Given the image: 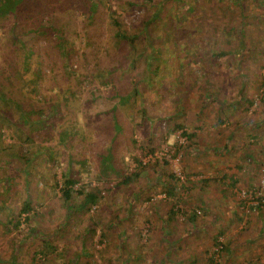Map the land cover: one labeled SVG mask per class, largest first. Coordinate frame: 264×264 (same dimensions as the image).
Here are the masks:
<instances>
[{
  "label": "rangeland",
  "instance_id": "rangeland-1",
  "mask_svg": "<svg viewBox=\"0 0 264 264\" xmlns=\"http://www.w3.org/2000/svg\"><path fill=\"white\" fill-rule=\"evenodd\" d=\"M48 1L58 20H71L67 55L54 39L42 40L23 78L35 83L23 92L35 103L46 97L42 104L52 114L32 138L52 146L56 163L34 145L32 160L17 165L5 155L11 132L1 127L0 264H203L211 256L215 263L264 264V209H256L264 199V0H105L110 10L99 5L91 22L82 14L88 13L85 0ZM157 7L161 14L139 34ZM112 20L138 41L151 35L153 48L163 50L158 69L145 62L127 68L129 51L113 45ZM241 21L243 47L237 49L231 30ZM40 48L44 74L37 79ZM224 49L228 54L218 56ZM134 82L138 93L117 107L123 129L111 140L115 168L131 180L121 183L115 172L99 180L101 157L115 134L112 84L123 94ZM67 87L79 90L68 106L61 104ZM68 127L77 134L60 142ZM64 173L77 180L75 189H101L88 212L67 209L71 201L59 190ZM169 185H175L171 195ZM26 198L32 210L20 213ZM25 217L41 229L37 236H28ZM219 229V241L232 245L228 256L212 243ZM44 232L55 251L28 262Z\"/></svg>",
  "mask_w": 264,
  "mask_h": 264
},
{
  "label": "trees",
  "instance_id": "trees-1",
  "mask_svg": "<svg viewBox=\"0 0 264 264\" xmlns=\"http://www.w3.org/2000/svg\"><path fill=\"white\" fill-rule=\"evenodd\" d=\"M55 1H53V4H55ZM85 1L89 2L88 13L82 14L85 15L87 19H89V22L92 21L93 15L97 12L99 5L110 10V7L107 5L105 0ZM173 1L179 2L178 0ZM233 1L235 4H238V0ZM48 4H50V2H47V0H0V129L2 126H6L7 130L11 132L10 137L12 138V141L5 144V155L9 156L15 161V163H17V165L19 164L20 166L25 165L32 160L33 154L31 153V147L34 145L41 147L49 160H52L56 163L53 150L50 148L52 146L48 147L42 145V143L36 142L32 138V135L35 131L38 132L39 129L46 127L47 121L51 116L50 114H52L51 111H49L50 113L45 111L46 107H44V104H42L46 97L45 95H43L44 97L41 96V104L35 103L36 101L34 99H31L25 95V91L23 92V87L25 85L27 86L30 83H35V79H32V81H27L23 78L29 71L32 56L37 53L38 47L40 46L39 43L42 40L49 41L54 39L55 43L53 45L60 49L63 54L67 55L65 47L68 44V39L66 36L69 34L68 31H70L67 27H69L71 24V20L68 19L64 22L58 20L56 18L55 11L53 8L49 7ZM160 14L161 10L159 7H157L156 10L150 15L148 21L144 23L141 33L139 32V34L148 32L146 27H148L149 24H153ZM177 19L172 21L173 24L171 23V26H173L176 22L182 24V22L185 20L184 17ZM111 23L114 25V33L112 36L115 41L113 45L116 47H126V49L129 51V63L127 64V68L131 69L140 62H145L147 64L146 68H148V66L151 64H155L156 69H158L160 63L162 62L160 58L162 49L160 47L153 48L151 45L152 40L150 34H147L144 43V41L136 40L138 39V35H130L124 30L117 29L118 24L116 21L112 20ZM243 26L244 22L241 21L235 28H232L231 30L238 40L237 49L240 46L243 47V45H241V39L244 36ZM192 36L193 34L189 35L190 38ZM167 41H172L175 43L172 33L167 34ZM3 47L6 49V51H3ZM41 51L44 52V55L46 53L43 48L39 52L40 56L38 57V68L36 72H34L37 79L40 78V75L44 74V71L41 70L40 67L42 61L44 60V56L41 54ZM228 52L229 51L227 49H224L218 53V56H225L228 54ZM145 74H147V70H145ZM20 81L24 82L20 84ZM109 84H111V81H109ZM135 84V82L132 83L131 86L133 87L128 92L123 94L118 92L120 91L119 88L112 84V96L118 99V103H113L110 109L112 113L111 118L113 119V129L115 134L109 140V147L107 148L105 155H102L101 157L99 171L96 175L97 179L99 180L108 178L109 175L114 172L119 173L121 178H123L121 183L131 180V177H124L125 170L123 171V169H119L117 167L115 168L113 163V147H111V140L115 137L116 133L121 132L123 129L116 113L117 107L119 105L125 106L128 103L131 104V100H133L135 95L138 93L137 86ZM78 92L79 90L67 87L62 93L63 98H61V104L65 103L64 105L68 106L70 101L77 100ZM91 96L93 98L95 97V95ZM59 105L60 103L58 102L52 104L53 110L58 108ZM66 110H69V108H66ZM181 127L182 125L176 126V128ZM77 132L78 131L75 129L72 130L71 127L64 128L62 130V134H59V141L63 142L64 138L67 139L69 135L73 136L77 134ZM183 134L189 139L194 137V134H187L185 132H183ZM0 135H4L1 130ZM136 161L140 166V161ZM155 163H157L156 160ZM81 165L83 169H86L84 168V160L81 161ZM25 173H28V171H25ZM169 176L177 185L179 179L173 174H169ZM76 183L77 180L73 178L70 173H64L62 175L61 186L59 190L65 200L71 201L67 209L73 210L74 212H88L91 206L95 204L97 199L100 197L101 189L97 187L94 188V190L85 191V187L83 186L75 189L74 185ZM232 183L235 184L236 180L233 179ZM166 188L168 195H171L175 185H169ZM255 190L256 189L253 188L254 195L256 192H258ZM77 196H79V200L75 199ZM257 196L258 200L262 199L261 194L258 193ZM262 200L260 202H256V209L258 211L264 209V203ZM31 204L32 199L26 198L23 202L20 213H29L32 210ZM66 212L67 210L65 213ZM168 213L169 214L165 220L166 224L172 222L175 214L173 209ZM193 217L194 215L191 214L189 218L192 219ZM31 219L32 218L30 217H25L24 221L28 227V236L35 237L39 232H41V229L38 226L32 227ZM15 224L18 227L20 225V221L16 219ZM166 224L165 228L168 226ZM163 227L164 224H162L161 228ZM86 231L94 233V229L89 224ZM84 232L83 235L85 234ZM222 235L223 230L219 229L218 233L213 236L212 243L221 255L228 256L231 252L232 245L229 241L225 243L220 242L219 239ZM44 236L45 237L43 241L40 243L42 244L41 247H39V250L33 251L31 260H27L28 262H41L47 258L49 252L55 251V240L51 241V237L47 232H44ZM15 259V257L12 258L14 263H16ZM203 264H226V262L224 260V263H215L213 256H211Z\"/></svg>",
  "mask_w": 264,
  "mask_h": 264
},
{
  "label": "built area",
  "instance_id": "built-area-1",
  "mask_svg": "<svg viewBox=\"0 0 264 264\" xmlns=\"http://www.w3.org/2000/svg\"><path fill=\"white\" fill-rule=\"evenodd\" d=\"M262 202L264 203V200H262Z\"/></svg>",
  "mask_w": 264,
  "mask_h": 264
}]
</instances>
